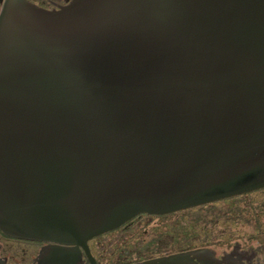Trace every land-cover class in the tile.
<instances>
[{
    "label": "water",
    "instance_id": "1",
    "mask_svg": "<svg viewBox=\"0 0 264 264\" xmlns=\"http://www.w3.org/2000/svg\"><path fill=\"white\" fill-rule=\"evenodd\" d=\"M264 188V0L0 11V230L81 245Z\"/></svg>",
    "mask_w": 264,
    "mask_h": 264
},
{
    "label": "flooded vegetation",
    "instance_id": "2",
    "mask_svg": "<svg viewBox=\"0 0 264 264\" xmlns=\"http://www.w3.org/2000/svg\"><path fill=\"white\" fill-rule=\"evenodd\" d=\"M26 1L52 12L73 0ZM261 191L166 214L139 213L81 245L29 240L0 230V264H264V209L246 205L233 220L224 213L195 215L191 225H181L179 216Z\"/></svg>",
    "mask_w": 264,
    "mask_h": 264
},
{
    "label": "rangeland",
    "instance_id": "3",
    "mask_svg": "<svg viewBox=\"0 0 264 264\" xmlns=\"http://www.w3.org/2000/svg\"><path fill=\"white\" fill-rule=\"evenodd\" d=\"M254 205L256 208L264 209V191L253 193L249 196H240L238 198H233L229 200L228 202H218L214 203L212 206H207L202 209L189 211L185 213H181L179 216H181V225H191L193 224V220L195 218V215H199L201 217H205L206 215H216V214H222L226 217L230 218L231 220L240 218V215L242 212L239 213L238 210H243L247 206L246 205ZM261 205V206H259ZM207 208L211 209V211H207ZM195 211L198 213L195 214ZM194 214V215H193ZM245 215V218L248 216V214H242V216ZM238 223V220H237Z\"/></svg>",
    "mask_w": 264,
    "mask_h": 264
}]
</instances>
